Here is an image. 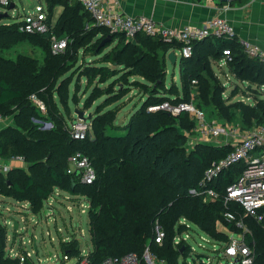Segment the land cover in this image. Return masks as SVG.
Wrapping results in <instances>:
<instances>
[{
  "label": "trees",
  "instance_id": "obj_1",
  "mask_svg": "<svg viewBox=\"0 0 264 264\" xmlns=\"http://www.w3.org/2000/svg\"><path fill=\"white\" fill-rule=\"evenodd\" d=\"M248 1L233 0L229 5L241 7ZM45 2L48 9L46 32L24 33L20 31L22 21L0 24V116L14 114L15 122L0 129V159L6 161L13 156H23L28 165L27 169L12 168L5 176L0 174L2 195L28 202L33 214L42 209L56 188L72 196H84L89 204L87 218L92 244L88 250V264H100L108 257L127 253L141 256L148 246L165 264H179V258L188 253L183 249L181 254L180 246L173 245L175 234L185 231V226L179 224L182 218L213 240L227 242V236L218 225L230 231L238 230L224 220L222 201L203 203L188 191L197 188L206 168L227 155L231 148L199 143L187 150L186 133L194 128V120L186 113L173 117L164 111H148V108L165 101L177 104L192 99L197 108L204 112L209 110L217 120L236 123L243 130L264 125V97L259 90L251 89L253 85L264 87V62L248 58L237 39L208 38L196 42L192 56L180 58V64L185 66L181 71L182 94L174 96L165 86L166 59L169 52L180 48L179 44L142 34L132 42L122 33L94 27L90 15L76 0ZM57 6L62 7V11L51 24ZM53 37L66 39L64 51L52 53ZM19 44L38 48L43 54L42 60L23 54L15 59L3 56V51ZM225 48L232 53L231 61L226 64L228 72L240 82L238 84L247 83L241 96H251V102L228 103L223 98L224 88L212 67L222 58ZM80 49L97 57L93 63L82 62L77 67L88 86L96 79L97 83L113 79L112 82L126 84L131 77L143 79L134 80L131 85L141 91L147 101L125 126V134L109 133L117 129L113 123L115 110L103 111L123 94L95 85L94 93L84 106L88 108L102 96L107 99L99 105L101 108L93 115L91 129L83 139L70 135L68 121L59 111L54 94L67 109V87L71 80L68 82L61 77L76 65ZM193 80L197 82L195 86ZM236 82L234 85L238 87ZM192 86L196 87L193 94ZM233 90L231 97L239 94V89ZM31 95L43 102L44 114L31 103ZM36 121L51 123L52 127L41 131ZM75 152L90 159L96 172L93 184L83 185L67 173V158ZM243 168L242 164L233 166L210 186L224 192ZM234 208L241 215V210ZM156 221L165 234L161 244L154 242ZM245 222L251 231L248 243L253 244L255 250L253 264H264V220L256 222L246 218ZM5 235V228L0 225V264H18V260L4 257ZM60 248L62 254L69 257L80 253L75 241H65Z\"/></svg>",
  "mask_w": 264,
  "mask_h": 264
},
{
  "label": "built area",
  "instance_id": "obj_2",
  "mask_svg": "<svg viewBox=\"0 0 264 264\" xmlns=\"http://www.w3.org/2000/svg\"><path fill=\"white\" fill-rule=\"evenodd\" d=\"M76 1L90 15L94 27L105 28L110 33H122L128 39H134L137 35L142 34L158 38L166 43L179 44L180 48L177 51L180 57L184 59L192 56L193 45L196 42L204 41L208 38L237 39L232 25L221 16L209 18L197 27L170 28L156 23L151 18L133 17L124 14L120 10L119 0ZM6 4L7 0H0L1 6ZM22 22L20 29L24 33L36 34L48 31V25L43 17L22 19ZM237 43L248 58L264 62V49L248 40L237 39ZM66 44V39L53 37L51 41L52 53L56 54L64 51ZM221 55L220 62L223 65L231 61L232 53L229 48L222 49ZM196 83L195 80L192 81L193 86ZM247 99L250 100L249 97ZM30 101L41 113L44 114L46 112L43 102L36 95H31ZM148 111H164L173 117H177L181 113L188 114L194 120L195 125L190 133H186V136L194 135L196 137L195 140H197V142L195 140L191 142L192 144L189 145L191 149L199 143L213 144L216 147L229 146L231 148L227 155L217 161H213L206 168L198 183V187L191 188L188 193L191 196L199 197L203 203H214L221 200L225 208L224 220L233 224L238 231H230L226 227L219 226L224 228L228 239L227 242H219L213 240L205 232L182 218L179 220V224L185 226V231L175 234L173 245L180 246L184 250L187 249L188 253L186 256L191 257L193 264H253L255 250L254 245H250L247 240L251 236V231L245 219H253L256 222L264 220V125L240 130V126L236 123L219 124L215 120H209L205 112L197 108L191 101L177 104L165 101L149 107ZM1 118L2 116H0V120ZM83 122L76 119L74 123L68 124V131L74 139L84 138L88 126L86 123L83 124ZM44 124L49 129L52 127L51 123L44 122ZM240 164L244 167L242 172L232 184L224 189V192L220 193L210 186L224 171ZM27 166L23 156H13L5 162L0 159V174L5 176L12 168L21 167L26 169ZM76 170L79 171V175L76 177L79 183L91 185L96 180V172L90 159L81 152H75L67 158V173L74 175ZM54 194L53 192L52 195ZM49 198L44 204L48 202ZM234 207H238L241 210V215ZM47 212L48 210L45 209L40 214H34L33 216L46 215ZM0 225L7 230L6 223ZM17 230L13 231L16 232ZM194 232L201 233L203 236H200V238L211 243L214 249L215 247L220 249L216 260L196 253L194 247L190 246L189 241L193 239ZM164 237V231L158 221H156L154 225V242L161 244ZM22 241L23 236L21 237V244L16 245L17 240L14 237L12 243L8 245L9 240L5 235L4 257L13 261L18 260V264H33L31 253L22 248ZM35 241L36 239L33 238V246ZM199 248L205 249L203 244L199 245ZM213 252H216V250H213ZM34 253L37 252L34 251ZM62 255L61 262L72 259L74 261L73 264H88V251H80L78 255L73 257ZM100 264H165V262L154 255L148 246L141 256L135 253H127L120 257H108Z\"/></svg>",
  "mask_w": 264,
  "mask_h": 264
},
{
  "label": "rangeland",
  "instance_id": "obj_3",
  "mask_svg": "<svg viewBox=\"0 0 264 264\" xmlns=\"http://www.w3.org/2000/svg\"><path fill=\"white\" fill-rule=\"evenodd\" d=\"M13 4V8L10 9V6ZM62 11V7H55L53 11V17L51 20V24H54L57 17ZM7 13V18H3L2 14ZM46 14H48V9L46 6L45 0H7V4L5 6L0 5V24H12L13 22H21L22 19L28 18H46ZM22 26V25H21ZM21 31V29H20ZM127 38V37H125ZM129 41H134V39H128ZM3 56L9 59H15L18 54L27 55L30 58L37 59L39 61L42 60L43 54L42 52L30 44H19L13 47L10 50H5L2 52ZM179 55V53H178ZM97 57L92 56L89 51L80 49L78 52V61L76 65L69 71H67L61 79H65V81H70L69 86L67 87V109L66 107H62L59 102V97L57 94H54V100L57 104V107L61 114H63L68 124H72L78 119L74 114V110L77 109L79 111H83L85 116L90 115L91 118L87 121H84L83 124H87V130L91 129V120L96 115L97 111L101 108L99 105L104 100L107 99V96H102L94 101L88 108L84 106V102L94 93L95 85L100 89H106L110 87L115 94L120 92L123 96L109 105H106L103 111L107 110H115V116L113 119V123L115 124V130H109L110 134L113 135H122L125 134V126L129 123V121L136 115L137 110L143 107L144 102L147 101V98L143 96L142 92L133 88L134 80H141V78L131 77L130 82L120 83V82H112L113 79H108L103 83H97V79L92 83V85L88 86L87 81L84 77H80V73L78 71V66L83 62L93 63ZM180 55L176 60L174 65L169 62L166 65V82L165 86L168 88V92L174 94V96H181V71L185 67L183 64H180ZM214 72L219 76L220 84L222 88H224L223 98L228 102H234L238 100H244V102H250L245 100L244 97L240 96L243 94V90L246 91V84H238L236 87L233 79L229 83L227 80L221 75V71L226 73L225 67L218 68L217 66L213 67ZM119 68H116L115 71L119 72ZM240 83V82H238ZM111 84H114V86ZM249 85V84H248ZM237 88L239 89L237 92L239 94L230 96L231 91ZM254 88L259 90L261 96L264 97V87H259V85H253L251 89ZM196 87H191V93H194ZM118 90V91H117ZM235 91V90H233ZM192 93V94H193ZM236 96V97H235ZM171 98L173 95L170 96ZM247 97H251L247 95ZM174 98V97H173ZM246 98V97H245ZM194 104L195 101L190 99ZM205 114L209 120H215L219 124H227L226 121L217 120L209 110H205ZM94 115V116H93ZM75 118V120H74ZM79 120V119H78ZM81 121V120H80ZM45 121H36L40 126L41 131L49 130V128L45 127ZM15 124L14 122V114H10L6 117H2L0 120V129L7 127L9 125ZM44 126V127H43ZM240 130L243 128L240 126ZM246 130V129H245ZM185 148L190 150L189 147L191 142L196 139L194 135L186 136ZM197 142V140H195ZM205 145H212L207 143H200ZM7 161V160H6ZM5 162V161H4ZM27 169V168H26ZM54 195H52L48 202L43 204L42 209L36 213L40 214L43 210H48L47 214H41L38 217L33 216L34 214L31 212V208L28 202H18L13 198H7L2 195L0 192V224L6 223V236L9 240L8 245H10L13 241V238L16 237L17 243L21 244V237L23 236L22 248L27 252L31 253L32 263L33 264H60L62 261V250L60 248L61 243L65 241L72 242L75 241L80 247V251L85 252L91 249V238L88 231V218L87 212L89 210V204L85 200L84 196L76 195L72 196L66 192L60 191L59 189H55ZM47 201V200H46ZM15 220L19 224V229L14 232L12 225ZM219 227V225H218ZM222 228V227H221ZM218 228L222 232L225 231L224 228ZM226 234V231L224 232ZM208 235V234H207ZM200 236H203L201 233H193V239L189 241L190 246L194 247V251L196 253L204 255L209 258L217 259L220 249L218 247L212 246L211 243L203 241ZM209 236V235H208ZM33 238L36 239L35 245L37 248V253H34L33 250ZM204 246V250L199 248V245ZM216 250V252H213ZM51 254V256H49ZM222 261H224L222 259ZM73 260L63 261L61 264H73ZM179 264H193L190 256H181L178 260Z\"/></svg>",
  "mask_w": 264,
  "mask_h": 264
},
{
  "label": "crops",
  "instance_id": "obj_4",
  "mask_svg": "<svg viewBox=\"0 0 264 264\" xmlns=\"http://www.w3.org/2000/svg\"><path fill=\"white\" fill-rule=\"evenodd\" d=\"M221 3L218 0H119V7L128 16L151 18L170 28L197 27L209 18L221 16L232 25L237 39L248 40L264 49V0H249L241 7ZM172 52L177 60L178 51L174 49ZM220 60L213 67H225L226 73L221 71V75L229 83L232 81L229 76L233 77ZM244 99L248 100L247 97Z\"/></svg>",
  "mask_w": 264,
  "mask_h": 264
},
{
  "label": "water",
  "instance_id": "obj_5",
  "mask_svg": "<svg viewBox=\"0 0 264 264\" xmlns=\"http://www.w3.org/2000/svg\"><path fill=\"white\" fill-rule=\"evenodd\" d=\"M218 1H219V2H222V3H230V2L233 1V0H218ZM12 8H13V4L10 6V9H12ZM7 16H8L7 13L2 14V17H3V18H7ZM0 18H1V17H0ZM108 41H109V40H108ZM167 60H168V62H169L170 64L174 65V64L176 63V56H175V53L172 52V51L169 52L168 55H167ZM74 114H75L76 117H77L79 120H81V121H87V120H89V119L91 118L90 115L85 116V113H84L83 111H79V110H77V109L74 110ZM78 175H79V171L76 170V171L74 172V177H78ZM73 187H74V181L71 180V188H73ZM12 221H13V230L15 231V230H17V228H18V222L15 221V220H12ZM33 247H34V251L37 252V248H36V245H35V244H34ZM180 253H181V254L183 253V248L180 249ZM25 264H27V263H25Z\"/></svg>",
  "mask_w": 264,
  "mask_h": 264
}]
</instances>
